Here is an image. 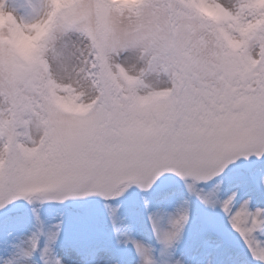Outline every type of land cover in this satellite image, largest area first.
Listing matches in <instances>:
<instances>
[{
	"label": "snow or ice",
	"instance_id": "6c2138e0",
	"mask_svg": "<svg viewBox=\"0 0 264 264\" xmlns=\"http://www.w3.org/2000/svg\"><path fill=\"white\" fill-rule=\"evenodd\" d=\"M0 264H264V0H0Z\"/></svg>",
	"mask_w": 264,
	"mask_h": 264
}]
</instances>
